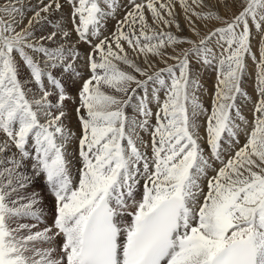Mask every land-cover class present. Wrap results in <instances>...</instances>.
<instances>
[{
	"label": "snow or ice",
	"instance_id": "1",
	"mask_svg": "<svg viewBox=\"0 0 264 264\" xmlns=\"http://www.w3.org/2000/svg\"><path fill=\"white\" fill-rule=\"evenodd\" d=\"M0 264H264V0H0Z\"/></svg>",
	"mask_w": 264,
	"mask_h": 264
},
{
	"label": "rangeland",
	"instance_id": "2",
	"mask_svg": "<svg viewBox=\"0 0 264 264\" xmlns=\"http://www.w3.org/2000/svg\"><path fill=\"white\" fill-rule=\"evenodd\" d=\"M205 86H206L207 89H209V91L211 90V78H208L207 79V83H206ZM249 91H251V81H249ZM203 101H204V104H205L206 107H209L210 106V103H209L210 102V96L205 95L203 97ZM247 115H248V119L251 120L252 119V116H251L250 112ZM76 131H77V134H78V130H76ZM37 191H40V190L38 189ZM41 194H43V195L46 196V201L47 202H51V197L49 195H47L46 192H41Z\"/></svg>",
	"mask_w": 264,
	"mask_h": 264
},
{
	"label": "bare ground",
	"instance_id": "3",
	"mask_svg": "<svg viewBox=\"0 0 264 264\" xmlns=\"http://www.w3.org/2000/svg\"><path fill=\"white\" fill-rule=\"evenodd\" d=\"M248 113H249V112H247L246 115H247ZM250 114H251V113H250ZM247 117H248V115H247Z\"/></svg>",
	"mask_w": 264,
	"mask_h": 264
}]
</instances>
